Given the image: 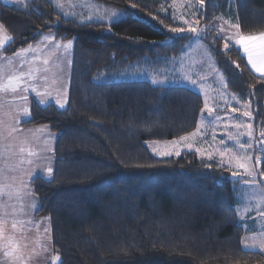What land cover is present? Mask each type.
Listing matches in <instances>:
<instances>
[{"label": "trees", "instance_id": "1", "mask_svg": "<svg viewBox=\"0 0 264 264\" xmlns=\"http://www.w3.org/2000/svg\"><path fill=\"white\" fill-rule=\"evenodd\" d=\"M82 1L102 12H87L78 0L0 3V22L12 36L7 55L46 34L74 39L65 106L33 100L20 122L56 135L51 176L30 183L36 216L51 220L59 264H264L262 252L242 244L239 188L249 177L194 150L159 157L148 147L193 133L202 94L123 77L168 66L193 38L172 14L173 0ZM200 1L193 19L207 28L199 38L264 136V76L212 24L225 16L241 34L263 33L264 0Z\"/></svg>", "mask_w": 264, "mask_h": 264}, {"label": "rangeland", "instance_id": "2", "mask_svg": "<svg viewBox=\"0 0 264 264\" xmlns=\"http://www.w3.org/2000/svg\"><path fill=\"white\" fill-rule=\"evenodd\" d=\"M78 3L82 4V7L87 4L82 0H78ZM201 4L200 0H173L171 4L172 14L187 26L186 32L194 35L178 57L163 68L155 70L146 67L135 68L125 72L123 77L146 78L157 85L181 83L197 90L204 98L205 107L197 129L189 135L182 136L185 138L183 140L179 137L171 141H149L147 144L153 154L165 157L194 150L203 158L222 160L223 163L249 177V180L242 182L239 188V198L244 201L264 197L261 196V189H264V174L261 172V168H264V136H259L255 130L251 105L243 103L237 95L229 92L224 74L217 67L208 46L199 38L201 31L207 28V25L200 26L193 19ZM86 11L102 12L92 3L87 4ZM212 24L227 42L234 43L239 32L235 20L219 16ZM193 28L195 31H192ZM52 38L46 34L35 45L23 49L21 53L16 54V58H11V66L18 67L10 68L12 73L18 69L19 73H50L52 77L43 75L46 85L42 90L45 92L48 88L53 93L38 97L39 103L53 101L59 106H65L72 69L74 39L62 41ZM55 80L58 81V87L51 82ZM37 82L33 83L35 87L38 86ZM19 92L20 97L25 95L21 94L24 91ZM20 100L24 101L23 98ZM9 102L10 100L5 106H10ZM10 104L11 108L0 109L4 110L0 117L4 118L3 121L7 124L0 125V196L2 195L0 207L2 210L15 209V205H19L27 220L36 219L37 223L43 220H40L41 216H33L39 204L35 201L28 180L36 175L51 176L56 135L48 126L40 128L42 132L33 130L34 128L17 130L14 121L22 116L20 111L22 106L19 108L15 96L11 98ZM237 115L240 121L234 122ZM6 126L10 128V132ZM20 239L25 245V239L23 237Z\"/></svg>", "mask_w": 264, "mask_h": 264}, {"label": "crops", "instance_id": "3", "mask_svg": "<svg viewBox=\"0 0 264 264\" xmlns=\"http://www.w3.org/2000/svg\"><path fill=\"white\" fill-rule=\"evenodd\" d=\"M24 1L26 0H0V3L17 4ZM260 34H264V32L257 34H249V35H244L241 34L240 32L237 33L236 39L233 44L237 45L242 50L243 54L247 59V62H248V56L244 52L243 47L237 41L240 39L241 36H259ZM0 37H2V39H0V109L11 108V104H10L11 98L15 96L16 100L18 101L19 108L20 106H22V108H20L22 116H20L14 121L17 124V130L20 131L23 129L34 128L33 130H40V132H42L41 131L42 129H40L44 127L42 125L34 126V127H23L20 125V122L22 120L29 118L31 104L33 100L39 103L38 97H42L44 94L53 93L48 88H46L47 91L45 92H43L42 90L43 86L46 85V82H44L43 80L44 78L43 75L45 74L48 75L49 77L52 76L50 73H19L20 72L19 69L15 70L16 71L15 73L14 72L12 73L10 68L12 64L11 58H16V54H18L19 52L21 53L25 48L19 50L18 52L12 55H7L6 53H4L3 49L12 40V36L1 22H0ZM52 39H56V38L53 37ZM36 43H34L33 45H35ZM249 43L259 45L260 41L258 40L250 41ZM261 56H264V53H262L260 49L257 48L253 57L254 59L257 60V67L261 66L260 65ZM249 66L252 69V71L264 76V70L257 71L255 68L252 67L251 64H249ZM16 67H12V69ZM48 76H45V78H48ZM24 79L26 81H24ZM9 80L13 81L12 85H9ZM35 81H38L37 87H35L33 84ZM58 81L55 80L51 82L55 83V87H58L59 86ZM19 91H24V93L21 94H25V95L23 97H20ZM36 93H39V95H37ZM21 98H23L24 101L21 102L20 100ZM9 100H10L9 102L10 106H5V104ZM41 101L43 102V98H41ZM40 104H47V103L40 102ZM3 111L4 110H0V114ZM3 119L4 118L0 117V125L2 126L3 124L7 125L3 121ZM238 121H240L239 116L236 118V120H234V122H238ZM6 127L8 128L7 131L10 132V128L8 126ZM6 127H4L5 130ZM34 177L35 176H33L30 180H28L30 186H31L30 181ZM32 192L36 203L39 204L33 189ZM263 195H264V189H261V196ZM15 206H16L15 209L9 208L5 210H2V208L0 207V264H59L60 259H56L58 256L54 253L52 248V233H51L50 218L47 220L46 219L47 216H41L40 220L43 221H38L37 223H35L36 219L27 220L26 214L24 213L22 214L23 209L21 206L19 205H15ZM36 210H34L33 216H36ZM238 214L240 220L243 223V227L245 230V233L242 238V244L244 248L249 250H258L264 254V197H258L256 199L255 198L245 199L244 201L243 199L240 198L238 205ZM14 222L16 224L15 228L13 227ZM21 237L25 239L24 242L25 245L21 243V239H20ZM5 253H11V254L6 255Z\"/></svg>", "mask_w": 264, "mask_h": 264}, {"label": "snow or ice", "instance_id": "4", "mask_svg": "<svg viewBox=\"0 0 264 264\" xmlns=\"http://www.w3.org/2000/svg\"><path fill=\"white\" fill-rule=\"evenodd\" d=\"M57 7L63 8V5L58 3ZM111 15L113 18H116V17H119L121 13L113 11ZM192 31H195V29L193 28ZM0 39H2V37H0ZM257 40L260 41L259 45L249 43L250 41H257ZM237 42L243 47L244 52L247 54L249 64H251L252 67L255 68L257 71L264 70V56H261V59H260L261 66L260 67H257V60L253 58L257 48H259L260 51L264 53V34H260L259 36H241ZM70 43L71 42H69V44ZM12 84H13V81L9 80V85H12ZM181 139L183 140L185 138L182 137ZM13 227L14 228L16 227L15 222L13 223ZM5 254L10 255L11 253H5ZM56 259H59V258L57 257Z\"/></svg>", "mask_w": 264, "mask_h": 264}]
</instances>
